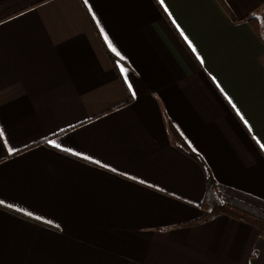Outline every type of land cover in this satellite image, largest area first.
Returning a JSON list of instances; mask_svg holds the SVG:
<instances>
[{"label": "crops", "instance_id": "crops-1", "mask_svg": "<svg viewBox=\"0 0 264 264\" xmlns=\"http://www.w3.org/2000/svg\"><path fill=\"white\" fill-rule=\"evenodd\" d=\"M260 13L0 0V264H264L251 225L190 223L209 174L264 201Z\"/></svg>", "mask_w": 264, "mask_h": 264}, {"label": "trees", "instance_id": "trees-1", "mask_svg": "<svg viewBox=\"0 0 264 264\" xmlns=\"http://www.w3.org/2000/svg\"><path fill=\"white\" fill-rule=\"evenodd\" d=\"M261 15L263 16L264 13ZM243 21L248 22L256 32L261 31L257 15H247ZM174 136L178 147L199 161V157L185 146L184 141L176 134ZM207 177L205 194L201 203L204 214L190 223L198 224L223 214L251 225L258 230L260 237L264 238V201L221 185L210 174Z\"/></svg>", "mask_w": 264, "mask_h": 264}, {"label": "rangeland", "instance_id": "rangeland-1", "mask_svg": "<svg viewBox=\"0 0 264 264\" xmlns=\"http://www.w3.org/2000/svg\"><path fill=\"white\" fill-rule=\"evenodd\" d=\"M259 17V23H260V26H261V32L264 33V15L262 16L261 13L260 15H258Z\"/></svg>", "mask_w": 264, "mask_h": 264}]
</instances>
